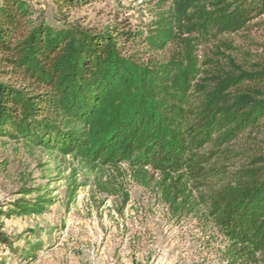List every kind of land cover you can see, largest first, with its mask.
<instances>
[{
    "label": "trees",
    "instance_id": "16d2710c",
    "mask_svg": "<svg viewBox=\"0 0 264 264\" xmlns=\"http://www.w3.org/2000/svg\"><path fill=\"white\" fill-rule=\"evenodd\" d=\"M159 5L145 34L123 22L52 28L32 21L26 0H2L0 139L92 173L124 165L172 214L210 219L226 264H264V47L228 40L264 17V0ZM46 203L20 199L0 217L40 215ZM3 228L0 254L14 251Z\"/></svg>",
    "mask_w": 264,
    "mask_h": 264
},
{
    "label": "rangeland",
    "instance_id": "374dc122",
    "mask_svg": "<svg viewBox=\"0 0 264 264\" xmlns=\"http://www.w3.org/2000/svg\"><path fill=\"white\" fill-rule=\"evenodd\" d=\"M160 1L84 0L78 6L63 0L26 3L32 21L52 28L76 23L99 29L123 22L128 29L146 34ZM252 25L243 36L228 38L233 46L251 51H255L251 43L264 47V17ZM1 164H5L0 170L4 213L20 199L34 202L39 195L47 200L40 215L0 217L3 232L14 243V251L0 254L5 264H226L227 242L210 219L186 211L172 214L156 188L139 187L124 165L121 170L92 173L70 155L30 149L6 139H0ZM106 187L117 191L108 192ZM25 189L34 192L26 195Z\"/></svg>",
    "mask_w": 264,
    "mask_h": 264
}]
</instances>
